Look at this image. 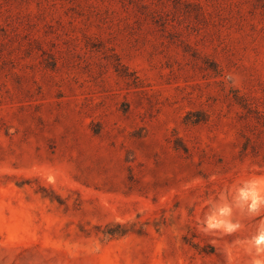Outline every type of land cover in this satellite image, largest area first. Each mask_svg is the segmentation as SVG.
Returning <instances> with one entry per match:
<instances>
[{
    "label": "rangeland",
    "instance_id": "obj_1",
    "mask_svg": "<svg viewBox=\"0 0 264 264\" xmlns=\"http://www.w3.org/2000/svg\"><path fill=\"white\" fill-rule=\"evenodd\" d=\"M261 233L264 0H0V264H264Z\"/></svg>",
    "mask_w": 264,
    "mask_h": 264
},
{
    "label": "clouds",
    "instance_id": "obj_2",
    "mask_svg": "<svg viewBox=\"0 0 264 264\" xmlns=\"http://www.w3.org/2000/svg\"><path fill=\"white\" fill-rule=\"evenodd\" d=\"M227 79L231 81V75H229ZM240 197L244 199L257 200L259 198V194L254 188L246 187L240 190Z\"/></svg>",
    "mask_w": 264,
    "mask_h": 264
},
{
    "label": "bare ground",
    "instance_id": "obj_3",
    "mask_svg": "<svg viewBox=\"0 0 264 264\" xmlns=\"http://www.w3.org/2000/svg\"><path fill=\"white\" fill-rule=\"evenodd\" d=\"M257 239H258L259 241H264V233L259 234V235L257 236Z\"/></svg>",
    "mask_w": 264,
    "mask_h": 264
}]
</instances>
